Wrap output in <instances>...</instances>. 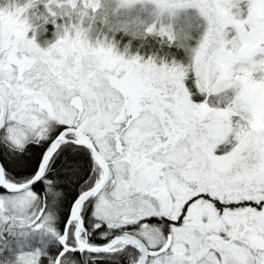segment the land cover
Listing matches in <instances>:
<instances>
[{"label": "snow or ice", "instance_id": "6c2138e0", "mask_svg": "<svg viewBox=\"0 0 264 264\" xmlns=\"http://www.w3.org/2000/svg\"><path fill=\"white\" fill-rule=\"evenodd\" d=\"M42 2H0V264H264V0H173L160 63Z\"/></svg>", "mask_w": 264, "mask_h": 264}, {"label": "rangeland", "instance_id": "374dc122", "mask_svg": "<svg viewBox=\"0 0 264 264\" xmlns=\"http://www.w3.org/2000/svg\"><path fill=\"white\" fill-rule=\"evenodd\" d=\"M3 2V0H0ZM97 6L92 9L89 8L88 15L84 19L86 26H90L92 35L100 36L101 38L107 37L113 38L116 41V48L119 51H125V47L119 45L120 38L116 36V32H121V22L125 20H136L143 24H148L156 19V10L154 0H131L130 3L124 4L121 0H96ZM35 8L38 12L44 10V4L42 0H36ZM168 26L175 32L180 33L184 38L186 33L196 34L197 28L200 24L199 17L192 8H180L169 17L164 15L161 17ZM38 25L43 26V30L39 27L36 30V39L42 46L47 42L55 39V26H50V30L47 25L37 22ZM159 24V21H157ZM47 31H49L47 33ZM144 32V31H143ZM31 34V30L29 31ZM155 34V33H152ZM160 36L159 34H156ZM161 37V36H160ZM166 39V37H164ZM193 41L192 43H194ZM129 53L138 54L142 59H147L150 55H142L136 51H129L126 49L125 55ZM154 62L160 63L162 61H168L163 58H156L151 56ZM241 75V86L248 96H252L256 92L258 86H246L243 79V73ZM227 146V145H226Z\"/></svg>", "mask_w": 264, "mask_h": 264}, {"label": "trees", "instance_id": "16d2710c", "mask_svg": "<svg viewBox=\"0 0 264 264\" xmlns=\"http://www.w3.org/2000/svg\"><path fill=\"white\" fill-rule=\"evenodd\" d=\"M57 19L60 20L62 18L57 17ZM37 22L43 24L40 19H37ZM46 25L47 30L48 28L50 30V26H53L50 21L44 24V26ZM48 32L49 31H47V33ZM131 35L132 36L128 33L116 32V36L120 38L119 45L122 46L123 44L124 47L127 45L126 49L129 51L134 50L142 55H150L165 60H170L173 57L180 58L183 55V49L177 47L178 44H176L175 41L169 43L164 37L152 33H145L142 29L135 30ZM193 41L194 40L190 39L191 43Z\"/></svg>", "mask_w": 264, "mask_h": 264}, {"label": "clouds", "instance_id": "9594fccd", "mask_svg": "<svg viewBox=\"0 0 264 264\" xmlns=\"http://www.w3.org/2000/svg\"><path fill=\"white\" fill-rule=\"evenodd\" d=\"M172 3H173V0H160L159 4L155 3L156 19H154L150 23L155 22L157 24V21H159V23L163 22L166 26H168V24H166L164 20L161 19V17H163L164 15L171 17L175 13L177 9H173L169 11V5H171ZM146 26L147 24L137 22L134 19L125 20L121 22V29L123 30L122 33H128L130 34V36H132L131 33H133L137 29H142L144 31ZM169 30L173 33V41H175L176 44H180L184 41L185 38L180 33L175 32L170 27H169ZM109 40H112L116 43V41L113 38ZM125 47L127 48V45Z\"/></svg>", "mask_w": 264, "mask_h": 264}]
</instances>
